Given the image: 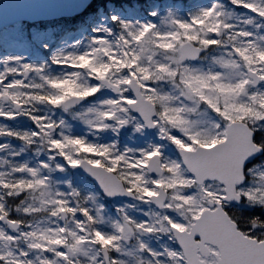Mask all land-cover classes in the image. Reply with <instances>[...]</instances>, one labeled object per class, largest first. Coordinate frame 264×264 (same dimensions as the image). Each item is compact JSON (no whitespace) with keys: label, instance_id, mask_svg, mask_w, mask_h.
I'll return each instance as SVG.
<instances>
[{"label":"snow or ice","instance_id":"1","mask_svg":"<svg viewBox=\"0 0 264 264\" xmlns=\"http://www.w3.org/2000/svg\"><path fill=\"white\" fill-rule=\"evenodd\" d=\"M152 9L0 59V264H264V0Z\"/></svg>","mask_w":264,"mask_h":264},{"label":"rangeland","instance_id":"2","mask_svg":"<svg viewBox=\"0 0 264 264\" xmlns=\"http://www.w3.org/2000/svg\"><path fill=\"white\" fill-rule=\"evenodd\" d=\"M152 10V7L146 8L145 13L138 16L135 13H131L132 10L130 9L127 15L120 14L118 16L123 19H147L150 18L149 13ZM88 15L86 19L89 25L83 26L77 34H73L75 37L72 39L69 36L72 34H67V37L57 39L59 31L56 30L41 31L27 28L24 25L12 27L5 31L0 38V59L8 56H17L23 62L39 64L50 62L51 56L57 52L82 50L89 38L98 34L94 33L93 29L104 24L112 26L113 22L110 18L116 14L111 13L110 16Z\"/></svg>","mask_w":264,"mask_h":264},{"label":"water","instance_id":"3","mask_svg":"<svg viewBox=\"0 0 264 264\" xmlns=\"http://www.w3.org/2000/svg\"><path fill=\"white\" fill-rule=\"evenodd\" d=\"M92 0H0V30L19 21L69 16Z\"/></svg>","mask_w":264,"mask_h":264},{"label":"trees","instance_id":"4","mask_svg":"<svg viewBox=\"0 0 264 264\" xmlns=\"http://www.w3.org/2000/svg\"><path fill=\"white\" fill-rule=\"evenodd\" d=\"M123 0H98V6H104L107 4H119ZM127 1H139V0H127Z\"/></svg>","mask_w":264,"mask_h":264}]
</instances>
